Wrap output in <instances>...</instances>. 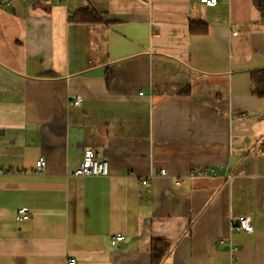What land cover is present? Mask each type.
<instances>
[{
    "label": "crops",
    "instance_id": "0c3cea01",
    "mask_svg": "<svg viewBox=\"0 0 264 264\" xmlns=\"http://www.w3.org/2000/svg\"><path fill=\"white\" fill-rule=\"evenodd\" d=\"M263 68L256 0H0V264H264Z\"/></svg>",
    "mask_w": 264,
    "mask_h": 264
},
{
    "label": "built area",
    "instance_id": "2783aa9c",
    "mask_svg": "<svg viewBox=\"0 0 264 264\" xmlns=\"http://www.w3.org/2000/svg\"><path fill=\"white\" fill-rule=\"evenodd\" d=\"M201 2L209 5H214L217 3V0H201ZM82 101V97L80 95H73L70 99V102L73 105H78ZM46 167V160L44 157H40L36 164L37 172H42ZM212 174H214V170H211ZM161 174H166V170L162 169L160 171ZM73 174L81 177H106L110 174V166L109 161L97 155V153L93 150H88L84 153V156L79 163V165L74 169ZM198 175L207 174V171L204 169H199L197 171ZM230 176V175H229ZM141 185H149V181L147 178L141 180ZM31 217V212L26 207H21L17 211L16 220L18 222H24L29 220ZM233 230L245 231V232H253L254 228L252 225V219L250 215H240L233 218L232 226ZM124 239L123 235H116L111 240L113 245H116L118 242ZM75 259H70L67 264H75Z\"/></svg>",
    "mask_w": 264,
    "mask_h": 264
},
{
    "label": "trees",
    "instance_id": "16d2710c",
    "mask_svg": "<svg viewBox=\"0 0 264 264\" xmlns=\"http://www.w3.org/2000/svg\"><path fill=\"white\" fill-rule=\"evenodd\" d=\"M264 22V0H256ZM72 21L80 23L101 22V16L92 9L82 8L70 15ZM109 79V78H108ZM252 94L264 98V68L252 73ZM172 249L171 241L161 238H153L151 241V264H162Z\"/></svg>",
    "mask_w": 264,
    "mask_h": 264
}]
</instances>
